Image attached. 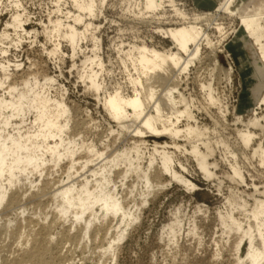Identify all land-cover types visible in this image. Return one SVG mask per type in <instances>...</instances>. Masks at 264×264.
<instances>
[{
  "label": "rangeland",
  "instance_id": "rangeland-1",
  "mask_svg": "<svg viewBox=\"0 0 264 264\" xmlns=\"http://www.w3.org/2000/svg\"><path fill=\"white\" fill-rule=\"evenodd\" d=\"M93 1V13L89 15L87 11L81 13L77 10L70 0L59 3L57 0H0V35L5 30L8 37L0 38V43H3L0 51H7L5 55L0 53V63L9 67H0V72H3L0 77L4 75L1 77L4 86L0 87V98L10 99L9 85L18 88L13 91L15 95L29 87L33 89L34 81L37 83L32 92L39 93L45 85L41 92L63 101L69 110V125L63 135L60 134L65 148L70 141L78 144L73 147L72 156L66 150L62 152L64 155L57 166L46 156L47 163L40 171H33L28 180L24 172L17 173L15 179L19 182L14 189H10L8 180L2 176L0 191L3 188L7 197L0 206V222L7 223L10 229H24L25 223L32 221L37 225L36 232L42 235L46 231L45 226L53 221L59 210L65 208V214L50 233L49 251L52 253L46 259L49 261L53 256L54 264H264V257L253 263L249 260V252L253 254L249 240L259 250H263L264 241V211L253 216L259 203L264 206V103L253 107L250 99H246L248 94H245L244 87L254 75L252 77L249 72L248 62L238 68L237 57L243 55L250 59V52L239 51L240 43L234 48L226 47L233 38V31L240 26L237 7L249 5L248 11L256 13L264 8V0H238L231 12L216 11L217 3L208 0L205 3L201 0H173L174 9L184 15L183 20L167 0L155 11L146 10L143 0ZM13 3L18 4L19 10ZM21 11L23 33L21 28L16 30L5 25V22H10L11 15L19 12L21 15ZM67 11H71L69 17ZM73 13H79L83 21L75 23ZM197 15H207L197 25L216 44L218 60L223 67L231 68L232 76L224 78L222 73L213 72L210 49L201 42L198 59L186 73L178 75V92L174 94L181 93L186 97L193 116L190 123L200 126L212 141L207 147L179 137L174 144L166 134L145 133L143 141L133 145V140L121 132L104 108V98L117 89L123 96H131L133 87L137 86L132 78L138 75L129 59L134 61L139 47L143 46L160 52H176L175 43L162 30L173 28L172 25L182 26L184 19H187L186 23H193ZM57 19L77 29L79 43L74 51L63 37L66 27L55 35L51 23ZM87 23L89 27L86 28ZM17 37L21 39L19 43ZM11 41H15V45ZM55 41L59 43V49L53 53V48L57 47ZM91 57L97 59L91 63ZM19 63L21 67L16 66ZM93 69L95 73L99 71L97 79L93 77L98 84L97 91L91 90L87 81V73ZM5 76L10 79H5ZM49 77H53V81H47ZM209 81L220 105H209L207 89H201L202 84ZM25 83L29 85L23 87ZM251 107L254 108L252 114L259 121L257 126L244 120ZM234 110L245 114L243 120L236 119ZM6 113L9 109L2 110L3 115ZM34 117L33 109L26 110L22 115L11 118L6 131L15 133L16 127L23 128V132L32 129ZM2 119L3 116L0 121ZM182 119L179 123L181 128L186 123V119ZM240 132L250 134L248 145L241 141ZM92 144L96 150L107 151V154L122 149L125 152L119 155L118 151L114 161L101 170L96 169L87 180H83L84 172L96 168L101 160L97 155L87 153L86 146ZM192 146H197L199 152L207 155L209 176L200 169L192 155ZM257 148L260 150L255 152ZM162 151L170 157V172L163 170ZM86 164L88 169L83 167ZM171 172H175V176ZM154 173H157L158 182L147 181L146 178L149 180ZM55 181L59 185L65 182L76 184L71 205L67 199L65 203L62 196H53L54 187L50 182ZM108 194H111L112 201L119 199L120 210L104 206L101 198ZM12 195L21 198L10 205L8 199ZM62 231L65 238H61ZM32 237H28L26 248L35 246L31 244ZM69 237L73 242H67ZM9 240H6L9 242L6 251L12 258L20 250L17 243ZM37 245L36 248L42 251V245Z\"/></svg>",
  "mask_w": 264,
  "mask_h": 264
},
{
  "label": "bare ground",
  "instance_id": "bare-ground-1",
  "mask_svg": "<svg viewBox=\"0 0 264 264\" xmlns=\"http://www.w3.org/2000/svg\"><path fill=\"white\" fill-rule=\"evenodd\" d=\"M60 1L61 0H57V3H59ZM70 1L77 10L81 11V13H83V11H87L89 15L93 13V8H94L93 0H89V1L70 0ZM208 1H210L211 3L216 2L217 3V7L215 8L216 11H222V12L233 11V7H235V5H237L238 3V0H212V1L208 0ZM167 2L170 6L173 7V11L175 10H176L175 12L179 11L177 10V8L174 9L175 7L173 0H167ZM167 2L166 0H143L145 9L150 11H155L157 9H160ZM17 3L19 4V1H17ZM17 3H13V5H15V7L19 10ZM57 3H55V5H57ZM201 3H205V0H201ZM248 7L249 5H246L244 8L237 7L240 17L239 18L240 26L238 30H236L235 32L233 31L234 33V35L232 34L233 38H231L232 40L226 45V47L232 46L234 48L237 47L238 43H240L241 48L239 47V51L246 50L249 51L251 54L250 59H247L243 55H239L237 57V63H238V68H240L242 65H246V62L250 64L251 71L249 72L252 75V77L254 75V78L251 80V77L248 74L251 81H249L246 84L244 89L246 90L245 94L249 95V96L247 95L246 99L249 98L250 103H252L254 107V106H258V104L260 103H264V20H263L264 8L262 10H258L256 13H250L248 11ZM56 11L57 13H59V7H57ZM19 13H15L14 15H11L10 22L9 23L5 22V25L6 27H12L16 30L21 28V33H23L24 32L22 27V23H24L23 22L24 19L22 20L23 11H21V15ZM69 13H71V11H67V17H69ZM180 13L178 12L177 15L181 16V18L182 17L184 18V15L182 13L180 15ZM11 14L13 13L11 12ZM73 15H75L73 16V21L75 23H81V21H83V17H81L79 13H73ZM85 17H87V15H85ZM206 17L207 15L198 16L195 18V20L197 19L195 22L192 20L193 23L190 22L186 23L187 19H184V21L185 20L186 21L185 23L182 24V26L174 27L172 25L173 28L170 27L162 30V33H164L166 37L170 38L175 43V46L177 47L176 52H171V51H169V53L160 52L155 49H149L146 46L139 47L137 57L133 58L134 61L129 59V61H131V63L134 64L133 71H135L138 75L136 78L134 77L132 78L133 80L132 82L135 85H137L136 87H133L134 91L132 95L123 96L121 92H119V89H117V91H115L113 94H110L106 98H104L103 101L104 108L109 113L110 117L121 128V132L124 131L125 135L128 134L131 140H133L132 142L133 145L141 143L143 141L142 137L145 135V133L147 134L163 133L166 134L170 139H172L173 142L177 138L183 137L189 142L203 143L207 147L208 145H210L212 140L205 134L204 130H202L200 126H198L197 124L190 123L191 120L193 119V116L190 113L189 110L190 104L187 101L186 97H184L181 93L178 94L177 96L174 94V92L177 91L178 83H176V80L178 78V75H180V73L184 71L186 73V70L190 67V65L193 64L198 59V56L202 49V48L200 49L201 42H204L206 46H208L210 49L209 53L213 59L212 60L213 72L217 71L218 74L222 73L223 77L226 76L227 78L231 75V68L223 67V65H221L222 62L220 63L218 60L219 53L218 54L216 53L218 51V50L216 51L217 49V47L215 46L216 44H213L210 38L207 36V34L202 32L201 30L202 28L197 25L199 22L204 21ZM59 21H61V19H57L55 23H51V25H54L53 29L55 31V35H57V32H60L62 30V27H66V29L64 28L65 32L63 33V37L67 39L69 45L74 51L77 43H79V41H77L78 38L77 29H75L73 25H69V23H65L64 25ZM65 21H67V19H65ZM26 22L27 21H25V23ZM85 27L86 28L89 27V23H87ZM85 27H83V29H85ZM53 29H51V33H53ZM25 35H29V33H25ZM79 35H81V31H79ZM1 37H5V38H1ZM6 37H7V33L4 30L1 33L0 38L6 39ZM81 37H83V35H81ZM55 39H57V37H55ZM19 41H21V39L17 37V43H19ZM11 43L15 45V41H11ZM55 43H57V41H55ZM53 49H54L53 53L55 50L59 49V43H57V47L55 46V48ZM91 49H95V47H91ZM0 53L1 55H5L7 51H0ZM182 55H184V57ZM127 57H129V55H127ZM93 59H97V57H91L89 61L93 63ZM91 63H89V67H91ZM97 63H99V61H97ZM16 66L21 67V64L19 63V66L18 65ZM0 67L1 69H9L7 65L3 67V63H0ZM97 67H99V65H97ZM81 69H83V67H81ZM83 73H85V69H83ZM83 73H81V77H83ZM91 73H93V76H91ZM91 73H87V81H89L90 89L93 91H97L98 84L95 81V79H97V73H99V71L95 73V69H93ZM1 74H3V72ZM8 75L12 76L10 74ZM7 76H5V79L9 78ZM1 77H0V87H3L4 85H2ZM81 77H79V79H81ZM93 77H95V79ZM214 78L217 79V76H215ZM46 80L53 81V77H49V79ZM43 81H45V79H43ZM132 82L130 81L131 85L133 84ZM36 83L37 81H34L33 89H35ZM26 85H29V83H25L23 87H26ZM43 87H45V85H43ZM43 87L39 89V93H37V91L32 92L33 91V89H31L32 87H29V89L27 90L24 89V91L16 92L18 94L15 95L13 93L15 92L16 89L18 90V88L15 89L14 86L10 87L9 85L7 87V91L8 93L10 92L9 94V96H11L10 99L9 100L7 99L6 101L5 99L0 98V117L3 116V119L0 121V178L2 176L6 177L10 189L12 188L14 189L18 185L17 182L19 181L15 179L17 173L24 172L28 180V176L32 175L33 171L36 170L40 171L41 167H43V165L47 163V161H45L46 156L49 157L50 162H53L54 165L57 166L59 164V161H61L62 156L64 155L62 152L66 150L68 155L72 156L74 154L73 147L78 145L77 141L75 142L70 141L69 146L65 148L64 139L63 137H61V135H63L62 132L67 128V125H69L68 123L69 110L63 104V101L57 100L55 98L53 99L51 96L42 93L41 91H43ZM202 88L207 89L205 91H207L206 94L208 96L209 105L210 103L211 105L218 103L217 102L218 99L216 97L217 95L215 96L214 93L215 91L210 81L205 84H202L201 89ZM9 89H11V91ZM7 91H5V93H7ZM219 103L216 105H220ZM244 103L247 104V102ZM216 108L222 111L221 110L222 108L220 107H216ZM4 109H9V113L8 114L6 113L7 115L2 114V110ZM30 109H33V111H35V117L33 120V125L35 126H33L32 129L30 128L27 129L25 132H23L22 131L23 128L21 130L20 127H16L15 133L13 132L9 133L10 131L9 132L6 131L7 126H9V124L11 123L10 122L11 118L15 116H20L26 110H30ZM249 109L251 110L246 112L248 119L247 117L244 118L245 114H239L237 113V111L234 110V113L236 114L235 117H237L236 119H239L240 121L243 120L244 118V120H247V123H249V125L257 126L259 121L254 116V114H252L254 108L251 107ZM224 111H226V109ZM182 118L186 119L185 120L186 123L184 121L185 124L183 123L184 125L181 128L179 126V123H181L180 121ZM110 132H112L111 129ZM239 135L244 145L245 146L248 145V142L250 140V134L240 132ZM134 138L136 139L141 138L142 140L141 139L134 140ZM174 144L176 143L174 142ZM86 147H87V153L92 154V156L97 155L99 158H101V160L97 163L98 166L96 168L92 167L93 169L90 168L88 169L87 164L83 166L84 169H88V171L90 172L88 175L86 174L88 171L86 173L84 172L83 175L85 178L83 180H87V178L91 176L90 174L95 172L96 169L101 170L102 168H104V166L114 161L116 157L115 154L119 151L116 150V152L114 151L115 153L112 152L113 154H107L106 153L107 151L99 152L98 150H96L93 144L87 145ZM134 147L136 148V146ZM192 147H193L192 155L198 161V165L200 169L207 176H209L210 172L208 171V162L206 159L207 155L199 152L197 146H192ZM155 148L156 147H154V150ZM124 150L125 149L120 150L119 155L122 152L124 153L125 152ZM259 150L260 149L257 148L255 152ZM77 151H79V149H77ZM105 154L107 155L104 157ZM161 159L163 161V168H164L163 170L169 171L170 170L169 155L164 151H162ZM233 171L234 174L236 175L237 172L235 168H233ZM171 173L173 174V176H175V172H171ZM146 180L150 181L151 183L158 182L157 173L151 175L149 180L146 178ZM182 181L187 186H189L187 181L185 180ZM55 182H50L53 184L52 187H54L53 196L60 195L63 197V201L67 199L69 205H71V203H73L72 200L74 199L73 190L76 184L72 182H71L72 184L71 183L65 184L66 183L65 182L64 184L61 183L59 185V182L56 183ZM147 189H151V187H147ZM110 196L111 194H108L107 197L103 196L101 198L104 206L107 209L110 208L111 210H115V211L120 210L121 207L118 204L119 199H117V202L112 201L110 200ZM6 197H7V192H5L4 189L2 188L0 191V206L2 205ZM19 197L20 196H16V195L10 196L8 199V204L10 205L14 204V202L20 200ZM98 200L99 198L97 199V201ZM65 203H67V201H65ZM79 203H81V201H79ZM73 207H75V205H73ZM105 207H103V209H105ZM81 209H83V207H81ZM65 211L66 209L63 208L57 212V216L53 219V221L49 225L45 226L44 229H46V231L42 235H40L38 231L36 232L35 227L37 225H34L32 221L29 222L27 221L25 223L24 229L26 230L10 229L7 223L0 222V264H54L55 261L52 259L53 256L51 257L52 260L50 259L49 261H47L46 259L47 255L51 256L52 253L51 251H49V244L52 241L50 233L52 227L60 221L59 219L61 218V216H63V214H65ZM263 211H264V206L262 205V203H259L258 209L253 212V216L256 217L258 213H262ZM77 217H79V215H77ZM73 219H75V217H73ZM60 235L61 238L66 237L64 235V232L61 233ZM29 236H33L31 238V242H32L31 244L35 245L34 247L32 245L30 249L26 248L25 246L26 241L28 242ZM23 238L25 239L24 243H23ZM8 239L13 240L15 244L17 243V247L20 250V251L18 250L20 253L16 256L15 255L11 256L12 258L9 257L6 251L9 246L8 244L9 242L8 243L6 242V240ZM66 239L67 242L70 241L73 242L71 237ZM249 242H250V247L253 250V254H254L253 255L251 251L249 252V256H250L249 260L251 263L257 262L262 257H264V241H263V250H259L253 247L251 239L249 240ZM36 244H38L37 246L42 245L41 247L43 248V250L41 251L39 247L36 248Z\"/></svg>",
  "mask_w": 264,
  "mask_h": 264
}]
</instances>
